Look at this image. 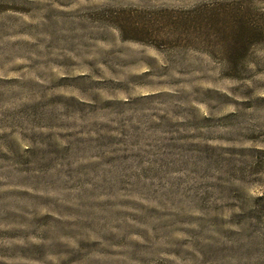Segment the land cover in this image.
<instances>
[{
  "label": "rangeland",
  "instance_id": "obj_1",
  "mask_svg": "<svg viewBox=\"0 0 264 264\" xmlns=\"http://www.w3.org/2000/svg\"><path fill=\"white\" fill-rule=\"evenodd\" d=\"M0 264H264V0H0Z\"/></svg>",
  "mask_w": 264,
  "mask_h": 264
},
{
  "label": "trees",
  "instance_id": "obj_2",
  "mask_svg": "<svg viewBox=\"0 0 264 264\" xmlns=\"http://www.w3.org/2000/svg\"><path fill=\"white\" fill-rule=\"evenodd\" d=\"M239 31H236V34H234L231 38V44L229 48L227 49V54L229 55V58H231L235 52H237L239 43L248 42V39H250V36H256V35H262V32H257V28H252L251 31H248L246 26L241 25L239 28ZM256 31V34L254 33ZM121 33L124 34L123 30H121ZM132 33V32H131ZM259 37V36H258Z\"/></svg>",
  "mask_w": 264,
  "mask_h": 264
}]
</instances>
